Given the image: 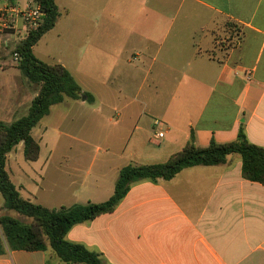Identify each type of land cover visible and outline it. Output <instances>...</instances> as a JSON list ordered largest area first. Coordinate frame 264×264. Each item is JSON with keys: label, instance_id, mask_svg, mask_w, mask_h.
Listing matches in <instances>:
<instances>
[{"label": "crops", "instance_id": "crops-1", "mask_svg": "<svg viewBox=\"0 0 264 264\" xmlns=\"http://www.w3.org/2000/svg\"><path fill=\"white\" fill-rule=\"evenodd\" d=\"M56 3L60 18H71L66 45L74 59L57 63L94 103L100 95L91 86L102 85L104 105L114 113L109 121L126 137L123 154L77 148L54 172L47 169L50 153L43 163L31 162L37 168L15 173L23 177L19 184L9 164L12 151L6 169L23 198L49 209L104 203L122 168L166 163L192 134L196 146L206 148L236 141L242 129L264 148V0ZM9 39L0 31V53L10 48ZM221 39L225 47L216 46ZM100 52L105 63L139 75L131 97L125 87L113 91L112 77L98 84ZM38 93L17 65L0 59V121L25 116ZM69 102L88 103L67 98L61 104ZM242 165L232 155L224 165L188 168L170 181L138 182L114 213L75 226L67 239L101 254L106 264H264V185L246 180ZM48 189L56 196L40 201ZM3 207L0 198V214ZM0 264L64 263L48 251L8 250Z\"/></svg>", "mask_w": 264, "mask_h": 264}, {"label": "trees", "instance_id": "trees-1", "mask_svg": "<svg viewBox=\"0 0 264 264\" xmlns=\"http://www.w3.org/2000/svg\"><path fill=\"white\" fill-rule=\"evenodd\" d=\"M15 5L19 0H1ZM45 12L43 23L21 41L14 50L19 55L17 68L33 85L39 87L27 114L11 124L0 121V193L4 207L0 214V257L11 251H53L64 264H106L102 255L81 244L68 241L69 232L77 225L114 213L129 194L132 185L141 181H170L185 169L197 166H221L228 157L242 158L243 177L264 185V148L251 144L241 129L236 141L227 144L212 142L206 148L195 144L192 134L184 149L166 163L128 165L119 172L113 196L104 203L76 204L71 207L49 209L22 197L6 169L7 156L19 144H24V156L29 162L40 158L41 146L33 130L50 115L51 108L67 98L85 99L93 104L95 97L84 92L80 84L61 64L41 61L34 53L40 40L57 26L61 16L56 0H36ZM17 213L30 220L24 222L14 217Z\"/></svg>", "mask_w": 264, "mask_h": 264}, {"label": "rangeland", "instance_id": "rangeland-1", "mask_svg": "<svg viewBox=\"0 0 264 264\" xmlns=\"http://www.w3.org/2000/svg\"><path fill=\"white\" fill-rule=\"evenodd\" d=\"M57 1L60 6H64L65 3L71 2V0ZM15 5H10L0 0L1 13L6 16L8 13L6 12L7 8L12 6L15 7ZM12 20L13 21L8 23L7 27L0 26L1 33L9 34V41H11L10 48L2 50L0 53V59L7 61L11 65H17L18 61L15 58L14 50L22 40L23 35L21 33L24 32V29L19 19L18 22L16 19ZM70 22V17L64 16L63 18H60L56 28L47 33L40 40L38 45L34 48V53L38 59L50 64H58L57 60L59 59H67L70 62L73 60L74 62L72 51L70 50V47L66 45L69 42ZM226 45L227 42L223 39L216 43V46L219 47H225ZM119 50L121 49L119 48ZM103 59L102 52H100L97 58V63H99V65H97L95 72L96 78L99 79L98 84H102L103 81L108 82L109 78L112 77L109 83L113 84V91L115 92L116 90L125 87V90L129 92V96L131 97L140 80L139 75L137 73L131 75L130 71H126L123 65L116 67L112 63H105ZM115 77H117L116 80L114 79ZM96 78H94V82H96ZM93 84L95 86L97 83ZM91 87L92 90L96 88L100 95V99L97 103H86L84 106L82 104H70L72 102H69V104H58L52 108L51 114L45 117L33 130V136L41 145V163L46 160L48 157L47 155H50V153L53 156L51 158L52 162L47 165V169L51 172H54L55 169L58 168L63 169L61 168V164H63L61 157L75 153L77 148H83L86 153L92 155L103 153L106 149H110L111 153L116 155L123 154L124 146L122 145L124 142L122 143V141L126 137V130H120L118 126H113L109 121V118L113 117L114 113L112 110H109V106L104 105L103 96L105 91H102V85ZM34 88L39 89L37 85H34ZM114 101L115 100L112 99L110 105L114 107L118 106L120 101L116 100V103H114ZM107 110H109V113ZM44 128H46V131L43 133L42 131ZM74 140H82L85 141L86 144L84 145L80 142H74ZM77 144H81V146H78ZM11 155L14 160L9 164L14 172V180L17 184L20 182L23 183V177L21 178L15 173L19 170L31 171L37 167H34L33 163L26 161L24 157L23 143L18 145ZM58 192L65 193V189H59ZM54 196H56V193H54L53 190L48 189V191L41 194L39 198L40 201L43 202L45 199L53 198ZM0 198L1 201L4 202L1 193ZM11 215L24 222H30L29 219L20 216L17 213L12 212ZM51 255L53 257L55 256L53 251L50 250L48 251V257H51Z\"/></svg>", "mask_w": 264, "mask_h": 264}, {"label": "built area", "instance_id": "built-area-1", "mask_svg": "<svg viewBox=\"0 0 264 264\" xmlns=\"http://www.w3.org/2000/svg\"><path fill=\"white\" fill-rule=\"evenodd\" d=\"M23 2L22 5L17 2L15 7L7 8L6 16L0 10V26L7 27L8 23L13 21L12 19H16L17 22L19 19L23 25V34L27 37L30 32L36 30L43 23L46 14L36 0H23ZM15 58L18 61L19 55L15 54ZM155 126H161V121H155ZM164 136V133L158 134L160 138Z\"/></svg>", "mask_w": 264, "mask_h": 264}]
</instances>
